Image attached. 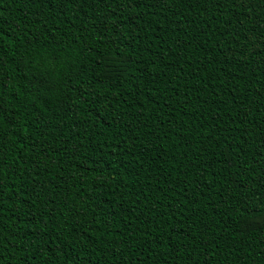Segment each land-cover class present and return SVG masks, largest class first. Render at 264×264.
<instances>
[{
	"label": "trees",
	"instance_id": "trees-1",
	"mask_svg": "<svg viewBox=\"0 0 264 264\" xmlns=\"http://www.w3.org/2000/svg\"><path fill=\"white\" fill-rule=\"evenodd\" d=\"M0 264H264V0H0Z\"/></svg>",
	"mask_w": 264,
	"mask_h": 264
},
{
	"label": "snow or ice",
	"instance_id": "snow-or-ice-1",
	"mask_svg": "<svg viewBox=\"0 0 264 264\" xmlns=\"http://www.w3.org/2000/svg\"><path fill=\"white\" fill-rule=\"evenodd\" d=\"M129 6H131V5H129Z\"/></svg>",
	"mask_w": 264,
	"mask_h": 264
}]
</instances>
